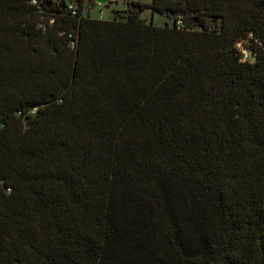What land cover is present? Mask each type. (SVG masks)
I'll use <instances>...</instances> for the list:
<instances>
[{"label":"trees","instance_id":"trees-1","mask_svg":"<svg viewBox=\"0 0 264 264\" xmlns=\"http://www.w3.org/2000/svg\"><path fill=\"white\" fill-rule=\"evenodd\" d=\"M126 2L0 0V264H264V0Z\"/></svg>","mask_w":264,"mask_h":264},{"label":"rangeland","instance_id":"rangeland-1","mask_svg":"<svg viewBox=\"0 0 264 264\" xmlns=\"http://www.w3.org/2000/svg\"><path fill=\"white\" fill-rule=\"evenodd\" d=\"M143 1L151 2L152 0ZM126 8V0L107 1L106 3H102L98 0H85L83 13L92 17L110 20L114 18L115 10L124 12ZM142 17L145 18L148 22L153 20L154 24L160 26L166 25L168 23L172 24V19L169 16L158 11H153L150 7L146 8L142 12Z\"/></svg>","mask_w":264,"mask_h":264},{"label":"built area","instance_id":"built-area-1","mask_svg":"<svg viewBox=\"0 0 264 264\" xmlns=\"http://www.w3.org/2000/svg\"><path fill=\"white\" fill-rule=\"evenodd\" d=\"M34 3H37V0H33ZM70 9L72 12L76 13V5L70 4ZM181 23V21H179ZM42 25V24H41ZM74 44V43H73ZM239 49L242 53V60H250L253 57V52L251 49L247 48L243 41L238 42Z\"/></svg>","mask_w":264,"mask_h":264},{"label":"water","instance_id":"water-1","mask_svg":"<svg viewBox=\"0 0 264 264\" xmlns=\"http://www.w3.org/2000/svg\"><path fill=\"white\" fill-rule=\"evenodd\" d=\"M98 1H100V2H102V3H106L107 1H109V0H98ZM255 60V58L254 57H252V61H254ZM4 181V180H3ZM2 181V182H3Z\"/></svg>","mask_w":264,"mask_h":264}]
</instances>
